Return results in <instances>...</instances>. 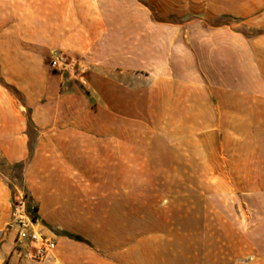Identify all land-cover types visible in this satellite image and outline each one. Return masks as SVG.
I'll return each mask as SVG.
<instances>
[{"label":"rangeland","instance_id":"obj_1","mask_svg":"<svg viewBox=\"0 0 264 264\" xmlns=\"http://www.w3.org/2000/svg\"><path fill=\"white\" fill-rule=\"evenodd\" d=\"M124 1L123 10L145 14V65L139 76L130 69L124 79L131 93L138 87L144 93L138 139L145 147L138 158L131 153L129 179H99L97 197H82L66 212L54 206L51 226L38 221L57 244L49 255L55 264H234L252 246V259L263 257L264 0ZM134 47V37L126 36L131 63ZM57 57L45 59L52 73ZM67 60L74 62L72 73L84 69ZM74 81L89 94L86 81ZM18 109L31 153L39 133L28 111ZM135 119L131 114V126ZM27 164L10 169L9 185L12 194L25 193L40 218L23 182ZM0 172H7L1 156ZM63 231L80 233L89 244H61ZM17 257V264L45 260L23 251Z\"/></svg>","mask_w":264,"mask_h":264},{"label":"crops","instance_id":"obj_2","mask_svg":"<svg viewBox=\"0 0 264 264\" xmlns=\"http://www.w3.org/2000/svg\"><path fill=\"white\" fill-rule=\"evenodd\" d=\"M128 4L124 0H0V156L7 171L0 172V264L7 260L17 264L21 254L15 252L14 234L6 228L14 194L8 180L13 166L28 161L23 182L38 202L37 220L51 226L55 219L48 211L54 206L66 212L82 197H97L93 185L99 179H129L131 153L141 156L145 143L138 139V117L144 93L139 87L131 93L124 79L130 69L139 76L145 65L144 43L140 46L145 14L123 10ZM126 36L136 42L132 63L124 54ZM54 52L85 63L84 69L50 72L45 59ZM74 79L86 81L89 94L78 90ZM17 93L23 104L17 103ZM19 104L39 133L31 153ZM131 114L137 120L133 126ZM55 172L57 188L50 192ZM82 180L89 186H81ZM60 239L61 244L70 241L64 235ZM252 251L250 246L245 254L249 257H235L234 264H264V253L255 260ZM40 264H55L54 255Z\"/></svg>","mask_w":264,"mask_h":264},{"label":"built area","instance_id":"obj_3","mask_svg":"<svg viewBox=\"0 0 264 264\" xmlns=\"http://www.w3.org/2000/svg\"><path fill=\"white\" fill-rule=\"evenodd\" d=\"M50 65L60 73H70L74 62L59 56ZM8 225L14 231V250L35 261H43L56 249V242L45 235L37 218L26 204V195L21 191L13 194Z\"/></svg>","mask_w":264,"mask_h":264},{"label":"trees","instance_id":"obj_4","mask_svg":"<svg viewBox=\"0 0 264 264\" xmlns=\"http://www.w3.org/2000/svg\"><path fill=\"white\" fill-rule=\"evenodd\" d=\"M33 210L36 211V209H33ZM33 215H34V218H37L35 216V214H33ZM63 235L66 236L68 239L73 240L75 242H81V243H85L87 245L89 244V242L86 239H84L83 237H81L80 235L67 233V232L63 233Z\"/></svg>","mask_w":264,"mask_h":264}]
</instances>
